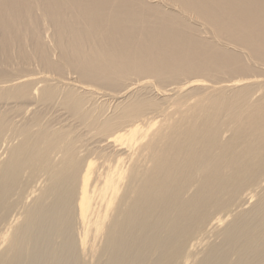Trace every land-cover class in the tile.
Segmentation results:
<instances>
[{
    "label": "bare ground",
    "instance_id": "bare-ground-1",
    "mask_svg": "<svg viewBox=\"0 0 264 264\" xmlns=\"http://www.w3.org/2000/svg\"><path fill=\"white\" fill-rule=\"evenodd\" d=\"M0 264H264V0H0Z\"/></svg>",
    "mask_w": 264,
    "mask_h": 264
}]
</instances>
